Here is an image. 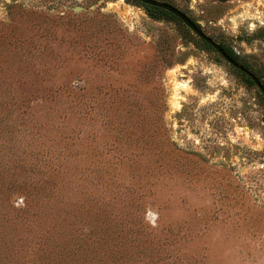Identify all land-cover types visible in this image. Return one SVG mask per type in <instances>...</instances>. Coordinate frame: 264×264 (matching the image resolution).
<instances>
[{
  "label": "rangeland",
  "instance_id": "1",
  "mask_svg": "<svg viewBox=\"0 0 264 264\" xmlns=\"http://www.w3.org/2000/svg\"><path fill=\"white\" fill-rule=\"evenodd\" d=\"M158 1L264 85V0ZM0 264H264L262 93L136 0H0Z\"/></svg>",
  "mask_w": 264,
  "mask_h": 264
},
{
  "label": "water",
  "instance_id": "2",
  "mask_svg": "<svg viewBox=\"0 0 264 264\" xmlns=\"http://www.w3.org/2000/svg\"><path fill=\"white\" fill-rule=\"evenodd\" d=\"M144 5L156 7L163 9L165 11H168L169 13L176 16L179 20L183 22L184 25H186L197 37H199L201 40L209 44L211 47H213L216 52L232 67L237 69L238 71L242 72L243 74H246L257 86L259 91L264 94V85L260 81V79L249 69H247L245 66L234 60L226 51L225 49L216 41H214L210 36H208L203 30L195 23L193 22L186 14H184L181 10L176 8L175 6L158 1V0H136Z\"/></svg>",
  "mask_w": 264,
  "mask_h": 264
},
{
  "label": "trees",
  "instance_id": "3",
  "mask_svg": "<svg viewBox=\"0 0 264 264\" xmlns=\"http://www.w3.org/2000/svg\"><path fill=\"white\" fill-rule=\"evenodd\" d=\"M147 7H149L150 9H152L155 13H157V14H160V15H171V16H173V17H176V16H174L173 14H171V13H169L168 11H165V10H163V9H160V8H156V7H152V6H148V5H146ZM177 18V17H176ZM182 22V21H181ZM206 43V42H205ZM207 44V43H206ZM208 45V44H207ZM210 46V45H209ZM234 60H236L237 62H238V59H237V57H236V55L235 54H233V53H229L227 50H225ZM244 66V65H243ZM247 68V67H246ZM248 69V68H247ZM240 72V71H239ZM242 73V72H241ZM243 74V73H242ZM244 76L252 83V84H254V82L246 75V74H244ZM263 95V97H264V94H262Z\"/></svg>",
  "mask_w": 264,
  "mask_h": 264
},
{
  "label": "bare ground",
  "instance_id": "4",
  "mask_svg": "<svg viewBox=\"0 0 264 264\" xmlns=\"http://www.w3.org/2000/svg\"><path fill=\"white\" fill-rule=\"evenodd\" d=\"M186 91H189V88L186 86H183Z\"/></svg>",
  "mask_w": 264,
  "mask_h": 264
}]
</instances>
